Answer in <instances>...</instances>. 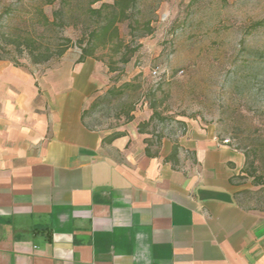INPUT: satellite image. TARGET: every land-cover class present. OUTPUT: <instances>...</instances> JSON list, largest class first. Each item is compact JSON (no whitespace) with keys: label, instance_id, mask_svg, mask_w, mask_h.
Instances as JSON below:
<instances>
[{"label":"crops","instance_id":"1","mask_svg":"<svg viewBox=\"0 0 264 264\" xmlns=\"http://www.w3.org/2000/svg\"><path fill=\"white\" fill-rule=\"evenodd\" d=\"M78 57L0 61V264H264L243 154L210 124L89 126L106 77Z\"/></svg>","mask_w":264,"mask_h":264},{"label":"rangeland","instance_id":"2","mask_svg":"<svg viewBox=\"0 0 264 264\" xmlns=\"http://www.w3.org/2000/svg\"><path fill=\"white\" fill-rule=\"evenodd\" d=\"M113 1L0 0V46L13 32L44 45L70 38L63 57L77 58L78 42L111 12ZM40 9L54 21L51 29L38 21ZM128 14L139 25L120 23L118 41L137 51L123 64L114 44L97 47L94 58L106 80L85 122L111 130L128 113L158 135L190 123L215 125L244 156L239 201L264 209V0H136ZM2 61L14 64L10 57Z\"/></svg>","mask_w":264,"mask_h":264},{"label":"trees","instance_id":"3","mask_svg":"<svg viewBox=\"0 0 264 264\" xmlns=\"http://www.w3.org/2000/svg\"><path fill=\"white\" fill-rule=\"evenodd\" d=\"M54 0H44V4L51 5ZM136 0H114L110 5L111 12L106 14L102 18V22L95 26L92 30L88 32L84 41H79L80 55L77 59L78 62H82L86 58H94V53L99 46H106L107 44H114L113 53L120 54L119 61L126 64L130 61V58L134 55L137 49L130 48V46L122 44L118 41L119 31L118 25L122 22L128 21V26L134 28V25H139L138 22L131 21L130 12L132 8L135 7ZM40 16L39 22L42 24L43 28L51 29L54 25V21H50L47 16H45L40 9L38 11ZM56 17V16H55ZM148 25V24H145ZM147 27V33L150 29ZM33 33L37 35V30L34 29ZM4 45L0 46V61L10 57L14 62V65H19L18 59L22 55L26 54L30 63L33 65H41L52 58L61 59L66 51L72 45L70 38H64L63 44H52L47 45L41 44L31 35L22 37L14 32L9 35H4ZM13 55V56H11ZM94 105V104H93ZM84 112V116L85 117ZM126 121H131L133 118L126 114ZM252 176V174H250Z\"/></svg>","mask_w":264,"mask_h":264},{"label":"built area","instance_id":"4","mask_svg":"<svg viewBox=\"0 0 264 264\" xmlns=\"http://www.w3.org/2000/svg\"><path fill=\"white\" fill-rule=\"evenodd\" d=\"M223 144L224 145H229V140L228 139H223Z\"/></svg>","mask_w":264,"mask_h":264}]
</instances>
